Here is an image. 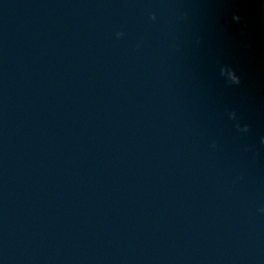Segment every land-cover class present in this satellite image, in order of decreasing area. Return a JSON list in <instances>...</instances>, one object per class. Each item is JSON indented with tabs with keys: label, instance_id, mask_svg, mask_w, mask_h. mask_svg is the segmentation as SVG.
Returning <instances> with one entry per match:
<instances>
[{
	"label": "water",
	"instance_id": "obj_1",
	"mask_svg": "<svg viewBox=\"0 0 264 264\" xmlns=\"http://www.w3.org/2000/svg\"><path fill=\"white\" fill-rule=\"evenodd\" d=\"M0 264H264V0H0Z\"/></svg>",
	"mask_w": 264,
	"mask_h": 264
}]
</instances>
